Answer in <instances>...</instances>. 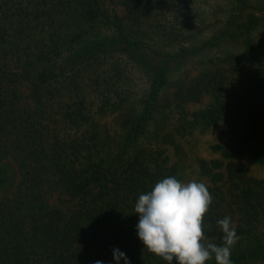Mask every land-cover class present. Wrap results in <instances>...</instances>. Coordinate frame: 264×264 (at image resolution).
<instances>
[{"label": "trees", "instance_id": "1", "mask_svg": "<svg viewBox=\"0 0 264 264\" xmlns=\"http://www.w3.org/2000/svg\"><path fill=\"white\" fill-rule=\"evenodd\" d=\"M5 1L0 0L3 14L7 11ZM42 1L47 0H28L34 4L36 18L42 15L52 20L56 1L48 0L42 12H35ZM234 1L241 7L248 2ZM89 6L86 1L75 20L86 24V29L101 10L99 0H94L93 8ZM256 22L255 14L249 12L238 23L239 32L228 30L234 37L244 34L243 52L230 50L207 57L194 76L174 82L172 97L166 98L164 106L158 102V91L166 82L167 63L190 49L181 47L165 54L159 64L149 68L142 111L122 119L124 131L118 146L104 150L93 120L106 108L122 105L128 97L125 88L115 89L112 95L103 92L97 102L74 99L67 92L64 99L57 83L66 68L59 58L68 34L41 36L43 41H35V48L22 49L13 40L4 41L15 29L28 35L31 23L0 19V159L11 157L21 173L16 191L0 199V264H125L123 258H114L116 250L125 254L129 264H169L150 253L143 242L139 245L134 234L139 222L134 206L139 195L151 191L160 180L176 176L177 164L169 161L162 143L177 147L176 134L190 133L200 123L224 121L229 143L216 147H221L225 156L245 153L264 164V36L256 39L251 35ZM79 36L77 33L75 40L82 42ZM209 42L204 40L202 46ZM99 51L86 40L76 49L80 61H89ZM204 93L210 95L204 107H185L183 102L200 100ZM167 109L175 114L173 126L159 132V123L167 120ZM153 130L154 143L141 141ZM221 164L217 158H199L202 172L213 179L221 176L213 172ZM232 165L241 163H226L231 180L228 191L207 186L214 203L203 218L204 234L209 240L223 237L216 223L228 211L222 205L239 199L241 221L234 226L240 238L237 243L249 239L253 247L231 254V262L264 264V231L258 229L264 228V197L260 190L245 185L242 172L233 170ZM6 180L7 170L0 167V185ZM238 185L240 190H236ZM55 189L67 195L72 206L63 210L52 205L47 194ZM229 209L230 214L233 209Z\"/></svg>", "mask_w": 264, "mask_h": 264}, {"label": "rangeland", "instance_id": "2", "mask_svg": "<svg viewBox=\"0 0 264 264\" xmlns=\"http://www.w3.org/2000/svg\"><path fill=\"white\" fill-rule=\"evenodd\" d=\"M47 1L39 3V9L35 12H42L41 8L47 6ZM55 1L56 15L50 20L42 15L37 19L33 11L34 4L28 0H6L3 5L7 11L3 14L0 8V19L12 23L18 21L29 25L31 23V31L28 35L25 32L20 35L16 29L12 30L4 44L13 40L20 48L31 50L36 46L35 41L38 43L43 41L39 40L41 36L44 38L49 34L67 33L59 58V62L66 68L57 83L64 91V99L67 98L65 94L67 92L74 99L84 98L86 102L90 100L97 102L98 96L103 92L112 95L115 89L125 88L128 97L123 100L122 105L106 108L93 120L98 131L99 143L103 144L104 150H113L118 146V138L124 131L122 119L142 111L144 107L142 97L148 92L150 82L149 68L159 64L165 54L171 55L181 47L190 49L189 52L167 63L166 82L158 91V102L162 105L167 104L166 98L172 97L174 82L194 76L204 65L207 57L221 56L230 50L243 52L246 48L244 34L238 33L234 37L228 30L238 31V23L245 19L247 13L253 12L257 19L251 28V35L256 39L264 36V0H248L247 5L242 7L234 0H99L101 10L95 14L97 18H94L89 29L80 21L76 24L75 20L83 12L84 3L88 1L89 8H93L94 0ZM77 33L83 38L82 42L75 40ZM207 39H210V42L202 46V42ZM84 40L94 43L95 49H101L96 53V57L88 59L89 61H80L81 57L77 56L76 52L79 46L84 45ZM57 85H53L52 88H57ZM22 89L27 93L25 85ZM77 91L85 96L77 95ZM57 96L58 93L55 98ZM209 99L210 95L204 93L200 100H186L183 103L187 109H199L204 107ZM166 112L167 120L159 123L162 124L159 126L161 128L159 132L173 126L175 114L169 109ZM151 128L152 123L150 130ZM155 133L153 130L149 137L144 136L141 141L148 145L154 143ZM228 135L224 121L217 124L200 123L190 133L175 135L177 147L162 143L166 147L169 161L177 164L175 178L183 183L195 180L203 182L206 186H219L221 190L228 191L231 180L227 174L226 163L232 160L241 163L242 167L232 165L231 168L242 172L243 183L260 190L264 197V164L245 153L225 156L222 148L216 147V144L227 145ZM199 158L222 160L221 166L213 171L219 172L221 176L213 179L211 174L203 173L199 166ZM0 167L7 170V180L0 185L1 199L16 191L21 173L17 164L8 156L0 159ZM240 189L241 185H238L236 190ZM209 193L213 198L212 205L214 197L213 193L210 191ZM47 198L52 205L63 210L73 203L59 189L49 192ZM238 204L239 199L231 205L226 202L222 205L228 211L229 207L233 209L230 214L227 211L220 218L231 217L233 227L241 221ZM137 216L139 221V215ZM258 229L264 231L261 226H258ZM134 234L135 240L141 245L142 241L137 235L135 225ZM218 239V236H214L210 241L220 246L223 244V237ZM252 247V241L242 239L232 247L231 254ZM213 259L214 257L205 263Z\"/></svg>", "mask_w": 264, "mask_h": 264}, {"label": "clouds", "instance_id": "3", "mask_svg": "<svg viewBox=\"0 0 264 264\" xmlns=\"http://www.w3.org/2000/svg\"><path fill=\"white\" fill-rule=\"evenodd\" d=\"M212 196L203 182L183 183L167 177L151 191L139 195L134 213L139 215L137 235L152 254L172 264H205L213 257L216 264H232L231 250L240 239L231 224V217L217 220L223 244L218 246L204 234L203 218L212 203ZM114 258L129 261L116 250ZM96 264H101L97 261Z\"/></svg>", "mask_w": 264, "mask_h": 264}]
</instances>
